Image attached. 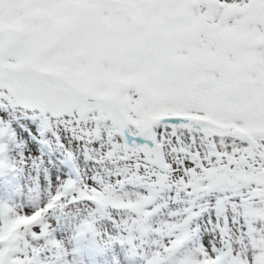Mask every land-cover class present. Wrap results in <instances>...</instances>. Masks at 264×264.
<instances>
[{
  "label": "snow or ice",
  "instance_id": "obj_1",
  "mask_svg": "<svg viewBox=\"0 0 264 264\" xmlns=\"http://www.w3.org/2000/svg\"><path fill=\"white\" fill-rule=\"evenodd\" d=\"M9 110L72 163L46 203L0 205V232L19 226L0 264H69L48 223L69 196L92 209L73 239L139 264H264V0H0L3 157ZM162 194L186 206L154 224Z\"/></svg>",
  "mask_w": 264,
  "mask_h": 264
},
{
  "label": "rangeland",
  "instance_id": "obj_2",
  "mask_svg": "<svg viewBox=\"0 0 264 264\" xmlns=\"http://www.w3.org/2000/svg\"><path fill=\"white\" fill-rule=\"evenodd\" d=\"M5 119L11 121V126L15 131V138L8 141V149L4 156L9 163L17 165L15 171L6 170L0 172V205H31L33 203H46L49 199V181L52 182L51 193L55 194L59 182L69 176L71 163L66 156L64 148H57L54 138L46 134L51 139L54 155L47 154L41 148L40 122L33 120L29 114L22 110H9L5 114ZM67 150L74 152L75 160L73 161L81 169H91L93 164L86 162L82 152L74 148L71 144H66ZM42 159L43 167L40 172V181L37 185L35 180L36 172L30 166V159ZM24 160L29 162V166L20 171V163ZM46 169V173L44 171ZM47 176V179L45 178ZM126 191L143 192L144 189L137 186H126ZM71 199L69 196L65 203L67 207L63 210L57 209L48 217V223L54 229L53 235L60 240L64 249L67 251L69 264H139L138 261L131 259L130 249L127 245H121L118 242L108 246L100 242L99 237H93L90 233H85L79 240L73 239L77 234V229L82 222L89 217L92 211L86 202L68 203ZM168 200L167 194H162V200ZM186 206L180 202L168 200V208L152 218L154 224H158L169 219L168 212L176 211ZM107 211L113 216H123L125 210L108 208ZM207 219V216L204 217ZM99 231L104 232L110 228V221L107 219L97 222ZM18 225H12L7 230L0 232V239L7 243H12L18 231ZM38 247H43L44 242H36ZM21 246H23L21 244ZM101 246V249L99 247ZM45 257L52 258L51 254L45 252Z\"/></svg>",
  "mask_w": 264,
  "mask_h": 264
},
{
  "label": "clouds",
  "instance_id": "obj_3",
  "mask_svg": "<svg viewBox=\"0 0 264 264\" xmlns=\"http://www.w3.org/2000/svg\"><path fill=\"white\" fill-rule=\"evenodd\" d=\"M8 160L6 157L0 156V172L8 170Z\"/></svg>",
  "mask_w": 264,
  "mask_h": 264
},
{
  "label": "trees",
  "instance_id": "obj_4",
  "mask_svg": "<svg viewBox=\"0 0 264 264\" xmlns=\"http://www.w3.org/2000/svg\"><path fill=\"white\" fill-rule=\"evenodd\" d=\"M99 249H101V246L99 247Z\"/></svg>",
  "mask_w": 264,
  "mask_h": 264
}]
</instances>
